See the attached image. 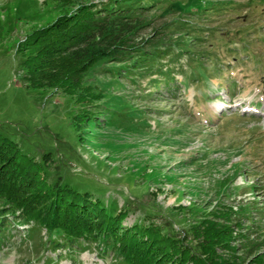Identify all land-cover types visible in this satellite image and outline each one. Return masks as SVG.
Masks as SVG:
<instances>
[{"label": "rangeland", "instance_id": "1", "mask_svg": "<svg viewBox=\"0 0 264 264\" xmlns=\"http://www.w3.org/2000/svg\"><path fill=\"white\" fill-rule=\"evenodd\" d=\"M67 1L0 0V132L39 161L51 153V180L126 208L125 225L154 222L195 246L192 227L228 220L237 250L218 253L255 264L264 252V0H132L127 10L144 12L138 40L166 54L155 69L130 73L106 58L74 94L30 87L19 43ZM7 216L0 264H120L94 243L54 250L60 230Z\"/></svg>", "mask_w": 264, "mask_h": 264}, {"label": "trees", "instance_id": "2", "mask_svg": "<svg viewBox=\"0 0 264 264\" xmlns=\"http://www.w3.org/2000/svg\"><path fill=\"white\" fill-rule=\"evenodd\" d=\"M132 3L68 0L52 22L19 43L27 85L74 94L87 72L106 58L126 63L130 73L155 69L166 54L138 40L144 12H129ZM50 156L45 153L39 161L0 132V231L11 213L50 232L60 230L54 250L75 244L82 248L85 242L94 243L98 252L111 250L120 264H233L218 253L237 250V234L228 220L205 218L192 227L195 246L154 222L125 225L126 208L109 210L91 193L51 180L45 169ZM254 256L255 264H264V252Z\"/></svg>", "mask_w": 264, "mask_h": 264}]
</instances>
